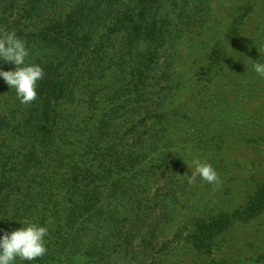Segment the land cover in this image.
I'll list each match as a JSON object with an SVG mask.
<instances>
[{"label":"trees","instance_id":"obj_1","mask_svg":"<svg viewBox=\"0 0 264 264\" xmlns=\"http://www.w3.org/2000/svg\"><path fill=\"white\" fill-rule=\"evenodd\" d=\"M262 1L0 0L44 69L29 104L0 79V232L47 227L30 264H241L227 234L264 213V176L236 184L264 159ZM194 158L220 208L194 196Z\"/></svg>","mask_w":264,"mask_h":264},{"label":"clouds","instance_id":"obj_2","mask_svg":"<svg viewBox=\"0 0 264 264\" xmlns=\"http://www.w3.org/2000/svg\"><path fill=\"white\" fill-rule=\"evenodd\" d=\"M28 56L26 42L15 31L0 30V61L14 65V70L0 68V79L15 90L17 99L22 104H29L36 99L38 81L44 77V69L40 65L26 64ZM252 69L259 78L264 79V62L253 61ZM188 168L191 175H184L188 183L195 182L197 177L214 186L221 182L213 166L199 158H194ZM3 219L0 218V221ZM18 222L22 225L20 228L0 232V264H17V261L30 264L47 253V227L27 219Z\"/></svg>","mask_w":264,"mask_h":264},{"label":"rangeland","instance_id":"obj_3","mask_svg":"<svg viewBox=\"0 0 264 264\" xmlns=\"http://www.w3.org/2000/svg\"><path fill=\"white\" fill-rule=\"evenodd\" d=\"M263 4H264V0L259 3V7ZM232 13H233L232 9L230 7H225L223 3L222 11L220 13L221 16H218V20L220 21L223 18V22H225L224 18L233 17L234 13L231 16L229 15ZM255 16H258V13L256 15H253V21L255 20ZM253 21H250L248 25L249 26L254 25ZM207 26L211 35L214 34L216 38L220 37L222 28L219 25L217 26L216 22L213 23V20L211 19V23H209V25H206L205 28ZM222 33H224V31H222ZM211 43H213V41H211ZM189 64H190V59L184 60L183 66L187 67ZM250 157H251L250 152H247L245 155L240 157V160L247 161L250 160ZM254 160L255 163L253 165H249V163H244L242 165L243 169L238 171L237 174L238 181L236 182V184H238L239 186L241 184L248 185L249 182L252 180V178L256 180L255 182L262 181L264 176V159H262L261 157H257ZM192 184L196 186V190H194V196H199L203 200H208V201L211 199L214 203L208 202L210 206L213 209H215L216 207L220 208V204L216 203L214 199L215 197L222 195H220L218 192H211L210 190H206L202 185H199L198 182H193ZM232 184L233 183H229L226 186ZM219 189L221 190V192H223L224 190V188H219ZM203 191H206L207 194H205V192ZM194 196L192 202L195 203L196 201ZM237 199L242 201L243 197L237 196ZM227 237L231 239L230 243L233 244V248L236 249V251L239 254L240 257L239 263L248 264L251 258L264 259V213L251 222L236 225L234 229L229 231Z\"/></svg>","mask_w":264,"mask_h":264}]
</instances>
